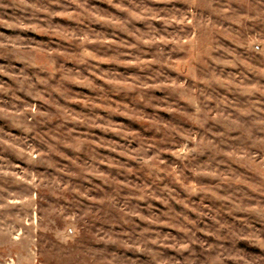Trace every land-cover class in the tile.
Wrapping results in <instances>:
<instances>
[{
    "label": "rangeland",
    "instance_id": "1",
    "mask_svg": "<svg viewBox=\"0 0 264 264\" xmlns=\"http://www.w3.org/2000/svg\"><path fill=\"white\" fill-rule=\"evenodd\" d=\"M0 264H264V0H0Z\"/></svg>",
    "mask_w": 264,
    "mask_h": 264
}]
</instances>
